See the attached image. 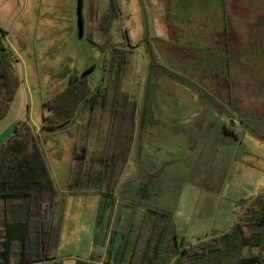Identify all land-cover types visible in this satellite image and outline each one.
I'll return each mask as SVG.
<instances>
[{
  "label": "rangeland",
  "instance_id": "obj_1",
  "mask_svg": "<svg viewBox=\"0 0 264 264\" xmlns=\"http://www.w3.org/2000/svg\"><path fill=\"white\" fill-rule=\"evenodd\" d=\"M95 6L100 16L96 42L109 40L131 50L121 101L135 103L138 120L145 108L158 122L147 167L161 173L153 198L167 208L166 232L179 236L178 219L183 212L192 213L193 206L202 220L209 212L215 215L217 231L225 233L214 238L232 234L240 216L248 215L241 218L249 223L241 241L232 238L208 263H225L241 245V256L258 254L264 264V0H0L7 54L5 61L0 57V147L15 124L25 121L38 134L48 167L49 158L58 168L51 153L69 148L74 154L90 118L94 140L89 146L94 147L98 133L104 135L108 113L93 101L82 102L61 128L39 130L43 113L48 114L43 103L71 76L79 78L92 67L85 76L88 96L102 82L108 51L91 42L88 29ZM205 93L211 94L210 102L200 96ZM208 104L210 113L196 112ZM175 107L178 112L172 113ZM175 118L186 121L180 129ZM195 119L215 123L201 131L202 123ZM148 131L138 123V137H149ZM72 138L73 147L68 145ZM112 146L124 152L121 145ZM90 206L86 204L84 215L72 211L63 217L55 246L63 264L100 259V240L108 236L112 213L106 208L103 222L95 225ZM156 207L150 209L153 214L162 213ZM208 227L203 221L202 236Z\"/></svg>",
  "mask_w": 264,
  "mask_h": 264
},
{
  "label": "trees",
  "instance_id": "obj_2",
  "mask_svg": "<svg viewBox=\"0 0 264 264\" xmlns=\"http://www.w3.org/2000/svg\"><path fill=\"white\" fill-rule=\"evenodd\" d=\"M92 9L88 29L89 39L98 47L108 51L106 70L102 82L96 91L89 95L90 88L85 80V70L81 77L71 76L67 85L53 93L44 103L40 131H54L66 125L76 114L82 102H94L102 112L108 113L104 135L97 134L94 147H90L91 121L81 139L80 148L73 156V168L78 171L99 169L109 171L113 179V171L121 170L127 158L130 131H133L135 103L130 104L127 98L125 105L121 98L125 95L121 82L129 62L131 50L125 46H113L109 40L99 45L94 37L100 23L98 6ZM81 8V1L79 2ZM97 13V14H95ZM82 21V19H80ZM0 30V57L7 59ZM113 69V71L111 70ZM12 93L10 94L11 98ZM9 98L7 100H9ZM108 104H111L108 106ZM121 106V107H120ZM5 108V106H4ZM93 105L90 109L93 112ZM0 106V117L3 114ZM101 112V113H102ZM117 120L120 123L117 124ZM130 123H129V122ZM129 127V136H128ZM119 129L115 145L124 148H113L114 130ZM100 135V136H99ZM118 140V141H116ZM102 144L101 147L97 145ZM109 145L112 148H109ZM119 151V158L110 153ZM80 163L78 167L76 165ZM82 173L77 172V178ZM89 175V174H88ZM91 176L93 174H90ZM112 175V176H111ZM116 179V177L114 178ZM115 183V181H114ZM112 183V185H114ZM57 188L48 167L43 148L34 127L19 120L13 133L0 147V264H63L56 259L55 246L58 233V217L56 216ZM159 216L163 215L158 213ZM241 218L234 224L232 234H224L219 238L199 241L182 250L173 264H209V256L220 252L229 240L236 237L241 241L242 232L249 223ZM157 217L151 222H144L138 232L132 256L128 264H159V252L163 225L158 224ZM237 231L235 235L233 233ZM238 245V243H237ZM241 245L238 250L227 256L224 264H259L258 255L241 256ZM106 253L104 263L114 264ZM228 262V263H227ZM221 263V264H223ZM76 264H87L77 262Z\"/></svg>",
  "mask_w": 264,
  "mask_h": 264
},
{
  "label": "crops",
  "instance_id": "obj_3",
  "mask_svg": "<svg viewBox=\"0 0 264 264\" xmlns=\"http://www.w3.org/2000/svg\"><path fill=\"white\" fill-rule=\"evenodd\" d=\"M210 78L211 77H209V79ZM200 96L210 102V93L207 94V96L206 93L205 95ZM178 109V107L172 108L171 112L176 113L178 112ZM199 109L196 108V112H211L210 104H208L207 106H201ZM137 112L138 110L136 106L133 117L134 127L133 131H130V139L128 141L129 148L127 151V158L125 161L126 163L120 171L117 170L112 172L113 176H111L113 177V179H110L111 170L100 171L99 169H94L90 171L84 169L78 171L77 169H74L72 167L74 154L73 151H69V148L66 149L64 153L53 152L50 155L51 160L60 163L58 164V166L61 167V169H58L59 167L54 168L53 166H51V161L48 158L50 172L57 188L56 216L59 218L58 232H61L63 217L65 216V214H67L68 212L70 214V212L76 211L78 215H84V213L86 212L85 206L87 203L91 204L89 217H92L95 225L103 222L106 216L105 209H111L112 214L108 227V236L102 237L100 240V246L101 248H103V252L101 254H98V258L100 259L86 260L85 262L87 264H105L104 260L106 253L109 255V257L111 258L110 260H112L114 264H128L130 257L132 256L133 247L141 225L144 222L153 221L156 217L158 218V224L163 225V232L160 243L161 248L159 252V264H173L182 250L203 239L214 238L218 234L225 233L224 231H217L215 225L216 220L212 218L215 215H213L212 212H209L207 215L203 216L205 220H202L201 214L195 213V206H193L192 213L183 212L182 216L179 217L178 223L182 225L181 232L179 231V236L170 232H166L167 224L169 221L167 208L161 202H158L157 199L153 198V185L154 183H157L159 181L158 178L161 176V173L152 170V168H148L150 166L147 167V150L149 147L154 145L153 137L155 136V133H153L152 130L158 122L153 121L152 115L149 116L145 108H143V110L141 111L139 120L136 116ZM85 113L86 110L84 111V114ZM173 122V124L179 123V127L177 129H180V126L184 125L186 121L183 119L175 118ZM194 122L202 123L200 126L201 131H203L204 128L206 129L211 124L215 123V121L211 122V120L207 119H203L200 121L196 120ZM119 123L120 120H117V124ZM138 123L140 129L146 128L149 130V137H144L142 135L138 137ZM100 127L97 129L99 130ZM163 127L167 129L169 128L164 125ZM196 127L197 126H195V129H197ZM119 131L120 130L118 128L114 130L113 144H115V139L118 138V136L116 135H119ZM92 134L94 135V131H92ZM166 136L170 137V135L168 134ZM184 137L188 139L187 136ZM192 138L194 137L191 136V139ZM137 139L139 141H136ZM92 140L94 139H92V137L90 136L89 141L91 142ZM68 141H70L68 145H71V147H73L72 145L74 144V138L69 139ZM159 141L160 139L157 140L156 143H159ZM162 141L164 142V140ZM108 153L114 158H119V151H117L116 153ZM77 172L82 173V176L80 175V180L79 178H77ZM90 174L93 175L91 176ZM115 177L116 179H114ZM112 183H114V185H112ZM153 204L158 206L156 207V209L161 210L162 214L165 213L167 215L163 214L159 216V214H153V212L150 210L151 208H153ZM207 220H209V222H207ZM203 221L210 227L206 229L207 231L202 236L201 227ZM134 226L136 227L133 229ZM232 254L233 251L229 253V256H231ZM56 259L59 260L57 257ZM194 264L201 263L196 262Z\"/></svg>",
  "mask_w": 264,
  "mask_h": 264
},
{
  "label": "water",
  "instance_id": "obj_4",
  "mask_svg": "<svg viewBox=\"0 0 264 264\" xmlns=\"http://www.w3.org/2000/svg\"><path fill=\"white\" fill-rule=\"evenodd\" d=\"M79 9H80V8H79ZM80 19H81V17H80ZM80 19H79V20H80ZM80 25H81V21H80Z\"/></svg>",
  "mask_w": 264,
  "mask_h": 264
}]
</instances>
